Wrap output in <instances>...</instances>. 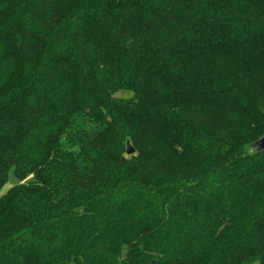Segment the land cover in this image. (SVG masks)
<instances>
[{
  "label": "trees",
  "instance_id": "1",
  "mask_svg": "<svg viewBox=\"0 0 264 264\" xmlns=\"http://www.w3.org/2000/svg\"><path fill=\"white\" fill-rule=\"evenodd\" d=\"M263 136L264 0H0V264H264Z\"/></svg>",
  "mask_w": 264,
  "mask_h": 264
},
{
  "label": "water",
  "instance_id": "2",
  "mask_svg": "<svg viewBox=\"0 0 264 264\" xmlns=\"http://www.w3.org/2000/svg\"><path fill=\"white\" fill-rule=\"evenodd\" d=\"M250 151L255 153H264V136L254 144L250 146ZM134 154L133 148L130 146L129 143H126V155L130 156Z\"/></svg>",
  "mask_w": 264,
  "mask_h": 264
},
{
  "label": "rangeland",
  "instance_id": "3",
  "mask_svg": "<svg viewBox=\"0 0 264 264\" xmlns=\"http://www.w3.org/2000/svg\"><path fill=\"white\" fill-rule=\"evenodd\" d=\"M136 23H138L137 21H135ZM138 25V24H137ZM117 98H129L130 97V93L125 92V91H121L119 93L116 94ZM132 147V146H131ZM15 180L12 176H10L9 182L5 185V187L2 189L1 193H4L5 191H7L10 187H12L13 185H15ZM251 264H259L257 262L251 263Z\"/></svg>",
  "mask_w": 264,
  "mask_h": 264
}]
</instances>
